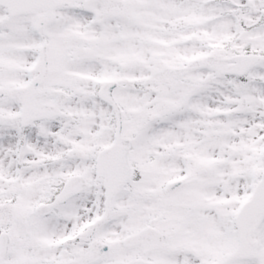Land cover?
I'll use <instances>...</instances> for the list:
<instances>
[{
    "label": "snow or ice",
    "instance_id": "snow-or-ice-1",
    "mask_svg": "<svg viewBox=\"0 0 264 264\" xmlns=\"http://www.w3.org/2000/svg\"><path fill=\"white\" fill-rule=\"evenodd\" d=\"M0 264H264V0H0Z\"/></svg>",
    "mask_w": 264,
    "mask_h": 264
}]
</instances>
